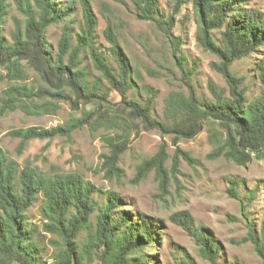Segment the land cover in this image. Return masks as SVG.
<instances>
[{"label":"trees","instance_id":"trees-1","mask_svg":"<svg viewBox=\"0 0 264 264\" xmlns=\"http://www.w3.org/2000/svg\"><path fill=\"white\" fill-rule=\"evenodd\" d=\"M129 1L136 19L152 22L166 37L172 32L174 14L184 3V0H175L173 13L164 17L158 11L156 0ZM191 3L196 23L195 40L217 58L218 62L211 63V68L224 79L227 96L209 81L207 88L212 98L199 100L196 97L190 78L182 69L184 58L177 56L180 39L173 37L170 39L172 55L183 74L187 90L186 93L180 91L168 95L162 119L158 120L152 116L155 93L151 87H140L148 94L142 103L127 97L128 92L137 88L141 75L130 67L109 27L104 34L110 44L115 70L98 52L94 41L96 18L89 0H79L83 25L80 33L76 34L75 45H71L70 28L66 24L61 29L54 54L45 41L44 32L49 26L69 18L74 12V2L14 0L23 22L21 25L15 24L10 43L0 35V68L5 71L3 79L7 83L1 91L0 118L8 112L25 109L27 102L44 99L65 101L74 111L79 110L80 105L96 106L95 110H83L80 118L72 119L65 125L10 131L9 136L19 141L16 153L20 155L28 141L69 137L74 130L92 123L118 127L122 122L125 126L123 134L131 125H134L136 132L139 127L143 131L155 130L162 137L171 136L175 146L179 140L195 138L202 131L204 122L210 120L221 129L223 139L208 158L222 157L244 166L254 156L263 157L264 54L256 65L262 89L251 102L247 101L245 90L241 88V78L230 71V66L264 46V10L246 8L244 0H191ZM6 13L7 5L0 0V28ZM213 31L219 32V42L213 39ZM82 51L90 56L93 68L107 85L106 90L99 82L88 84L85 80V73L78 68V57ZM26 67L37 76V87L22 84ZM146 72L150 76L157 75L151 70ZM110 92H115L120 98L115 119L107 118L103 111V104L108 105ZM104 141L108 152L101 156L99 169L105 179L118 181L122 173L118 163L120 156L128 149L127 138L122 136L116 140L108 137ZM179 156L188 164L193 163L187 152L176 148L172 158L173 170ZM167 159L166 145L161 143L153 156L137 165L132 182L138 183L153 172L159 195L165 196L170 180L165 167ZM229 193L238 198L234 188ZM38 195L42 196L40 231L57 237L54 245L61 247L53 256L52 263L42 260L35 243L38 230L27 222L26 213ZM93 195L104 197V203L97 209ZM120 201L119 194L99 190L76 172L44 178L29 165L20 168L0 149V264H83V259L90 253L97 255V264H149L139 254L155 242L163 224L142 213L137 215L136 221L124 211L115 218ZM95 211V228L91 230V215ZM169 220L194 239L202 258L215 263L219 247L207 228L194 227L193 218L187 211L176 212ZM83 231L86 232V239L79 245L77 238ZM248 240L264 264V219L259 237L250 236Z\"/></svg>","mask_w":264,"mask_h":264},{"label":"rangeland","instance_id":"rangeland-1","mask_svg":"<svg viewBox=\"0 0 264 264\" xmlns=\"http://www.w3.org/2000/svg\"><path fill=\"white\" fill-rule=\"evenodd\" d=\"M4 1L7 13L0 28V35L10 43L15 24L21 25L23 17L16 10L14 0ZM57 1H72L75 5L69 18L49 26L44 32L45 41L52 48L53 54L56 52L64 25H69L72 46L75 45L76 34L80 33L83 25L79 0ZM156 1L162 16L167 17L173 13L175 0ZM244 4L249 9L264 10V0H244ZM89 6L96 18L94 41L98 52L115 70L110 44L104 34L109 27L130 67L141 75V80H137V88L128 92L127 97L142 103L148 94L140 87H151L155 93L152 100L154 118L162 119L165 100L170 93H186L187 90L183 74L172 55L170 39L173 37L180 39L177 56L184 58L182 69L190 78L196 97L199 100L212 98L207 88L209 81L227 96L224 79L211 68V63L218 62L217 58L200 47L195 40L196 23L191 0H184L174 14V26L168 37L152 22L136 19L129 0H89ZM212 37L219 42L218 31H213ZM263 54L264 46L230 66V71L241 78V88L245 90L248 102L257 98L262 89L256 65ZM78 62V68L85 73L87 83L99 82L102 89L106 90L105 81L93 68L86 51H82ZM146 70H151L157 75L150 76ZM4 74L5 71L0 68V99L1 91L7 86L3 79ZM22 84L34 87L39 85L37 76L27 67ZM119 100L115 92L109 93L108 105L103 104L107 118L115 119ZM95 109V105H80L79 110L74 111L65 101L52 102L49 99L37 100L35 103L27 102L25 109L8 112L0 118V149L20 168L29 165L37 175L44 178L54 174L76 172L99 190L119 194L121 201L115 218L124 211L130 214L134 221L137 220V215L142 213L162 222L163 227L155 242L139 254L149 264H262L248 239L250 236L259 237L264 219V156H254L244 166L226 161L222 157L208 158L223 139L221 129L210 120L204 122L202 131L195 138L179 140L175 146L171 142V136L162 137L155 130L143 131L139 127L136 132L134 125H131L123 134L122 129L124 130L125 126L122 122L118 127H111L107 123H92L74 130L69 137L28 141L22 153H16L19 141L9 136L10 131L28 127L48 129L65 125L72 119L80 118L83 110ZM122 136L127 138L128 149L119 159L118 166L122 170L120 179L107 180L99 169L101 156L108 152L104 140L108 137L118 140ZM161 143L166 145L168 159L165 167L170 177L167 193L163 197L159 195L158 182L153 172L138 183L132 182L137 165L143 159L153 156ZM176 148L187 152L193 163L190 165L179 156L178 164L173 170L172 158ZM231 188L236 190L238 198L230 195ZM93 201L97 209L104 203V197L93 195ZM41 205L42 196L38 195L26 213L27 222L38 230L35 243L42 260L52 263L53 256L61 247L54 245L58 241L57 237L40 231ZM180 211H187L192 216L194 227L208 229L219 247L215 263L202 258L194 239L180 226L170 222L169 217ZM96 215V211L91 215V230L95 228ZM85 239L86 232L83 231L79 234L77 243L82 245ZM97 262V255L90 253L82 263Z\"/></svg>","mask_w":264,"mask_h":264}]
</instances>
